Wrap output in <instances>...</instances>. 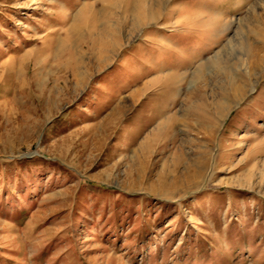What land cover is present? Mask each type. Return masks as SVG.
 Here are the masks:
<instances>
[{"label":"rangeland","instance_id":"rangeland-1","mask_svg":"<svg viewBox=\"0 0 264 264\" xmlns=\"http://www.w3.org/2000/svg\"><path fill=\"white\" fill-rule=\"evenodd\" d=\"M0 264H264V0H0Z\"/></svg>","mask_w":264,"mask_h":264}]
</instances>
